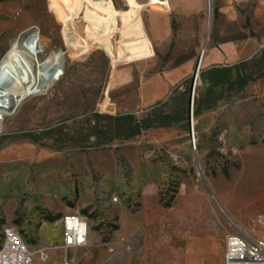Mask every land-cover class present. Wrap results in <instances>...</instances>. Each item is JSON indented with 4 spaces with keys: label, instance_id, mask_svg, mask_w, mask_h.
<instances>
[{
    "label": "rangeland",
    "instance_id": "obj_1",
    "mask_svg": "<svg viewBox=\"0 0 264 264\" xmlns=\"http://www.w3.org/2000/svg\"><path fill=\"white\" fill-rule=\"evenodd\" d=\"M112 3L116 30L104 39L83 6L67 20L55 0H0V26L14 27L0 33V60L33 35L41 68L0 120V239L14 227L50 264H218L213 244L230 225L264 235V3L186 0L176 15L170 2L160 40L143 11L151 53L127 58L117 55L129 2ZM20 56L34 65L33 53ZM225 68L217 82L205 74ZM157 74L171 76L166 96L139 107L141 84ZM126 113L160 119L107 143L103 116ZM71 214L86 219L87 242L64 253L58 220Z\"/></svg>",
    "mask_w": 264,
    "mask_h": 264
},
{
    "label": "crops",
    "instance_id": "obj_2",
    "mask_svg": "<svg viewBox=\"0 0 264 264\" xmlns=\"http://www.w3.org/2000/svg\"><path fill=\"white\" fill-rule=\"evenodd\" d=\"M58 4L61 15L67 19L72 20L75 16V9H79L84 5V17L87 21L91 22L94 32L104 39H108L110 35L116 30L114 18L111 15L112 8L110 1H92V0H55ZM186 0H128L129 9L125 11L121 17L120 22L122 28H120L121 39L123 40L121 48L122 53L117 56L127 58L131 55L137 57H144L151 53L149 48V40L143 35L141 15L143 11L146 12V32L151 39L160 40L165 38L170 33L169 26V11L170 2L174 7L173 11H176V15H183L186 12L188 5ZM190 1V0H187ZM264 3V0H261ZM69 12V14L67 13ZM109 20V26L107 22ZM124 37H131L125 39ZM134 37V38H133ZM128 50V51H127ZM129 53V54H128ZM211 53L206 58V63L212 61ZM122 63V62H121ZM126 72L123 70H117L114 74L115 79H120ZM170 75H156L150 78H145L141 86L138 95L139 107H145L153 104L156 101L163 99L170 86ZM169 243H167L168 245ZM203 245V244H202ZM205 247V246H204ZM213 249L216 253L219 263L223 264V252L224 241L221 243L218 239L213 244Z\"/></svg>",
    "mask_w": 264,
    "mask_h": 264
},
{
    "label": "built area",
    "instance_id": "obj_3",
    "mask_svg": "<svg viewBox=\"0 0 264 264\" xmlns=\"http://www.w3.org/2000/svg\"><path fill=\"white\" fill-rule=\"evenodd\" d=\"M109 1L112 3V0ZM84 5L86 3L83 1ZM79 11L75 9V14ZM58 223L61 235L58 249L66 253L67 250L86 245L89 228L84 217L78 214L64 215ZM230 227V232L224 238L223 264H264V235H256L240 227ZM0 241H4V248H0V264H50L48 252L43 249L30 250L14 227L4 228ZM59 264L79 263L63 257Z\"/></svg>",
    "mask_w": 264,
    "mask_h": 264
},
{
    "label": "bare ground",
    "instance_id": "obj_4",
    "mask_svg": "<svg viewBox=\"0 0 264 264\" xmlns=\"http://www.w3.org/2000/svg\"><path fill=\"white\" fill-rule=\"evenodd\" d=\"M209 3L208 0V6ZM13 28L10 23H7L0 26V33L7 36ZM32 37L33 35L26 39H16L14 53H7L0 60V120L14 107L11 105V100L15 98L17 104L27 99L40 80L41 68L36 53V41ZM23 52L34 54L33 66L20 56ZM0 248H4V241H0Z\"/></svg>",
    "mask_w": 264,
    "mask_h": 264
},
{
    "label": "trees",
    "instance_id": "obj_5",
    "mask_svg": "<svg viewBox=\"0 0 264 264\" xmlns=\"http://www.w3.org/2000/svg\"><path fill=\"white\" fill-rule=\"evenodd\" d=\"M258 63L263 65L264 67V49L262 50L260 56L257 58ZM241 67L244 66V64L240 65ZM240 66L235 67L239 68ZM229 69H216V70H207L205 74H214L213 77H211V83L217 82L218 80L223 79L226 74L229 75ZM227 75V76H228ZM203 81L205 80L204 75L202 76ZM188 93V87L183 92L184 95ZM184 113L186 112V108L184 107L182 109ZM108 121V133L106 134L108 136L106 142L108 143L112 139H129L137 134L143 129L146 128L152 124H157L159 117H153L148 118L145 117L141 120L135 118L132 114L126 113V114H120L115 116H103ZM160 119V118H159Z\"/></svg>",
    "mask_w": 264,
    "mask_h": 264
},
{
    "label": "water",
    "instance_id": "obj_6",
    "mask_svg": "<svg viewBox=\"0 0 264 264\" xmlns=\"http://www.w3.org/2000/svg\"><path fill=\"white\" fill-rule=\"evenodd\" d=\"M209 2H210V0H209ZM200 59V58H199ZM199 59H198V61H197V64H196V66H195V69H194V71H193V74H192V81H191V83H190V85H189V88H188V93H189V102L191 101V91H192V89H193V81H194V79H195V75H196V72H197V68H198V65H199Z\"/></svg>",
    "mask_w": 264,
    "mask_h": 264
}]
</instances>
